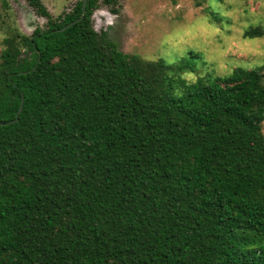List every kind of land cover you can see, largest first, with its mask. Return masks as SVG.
<instances>
[{
  "label": "trees",
  "instance_id": "trees-1",
  "mask_svg": "<svg viewBox=\"0 0 264 264\" xmlns=\"http://www.w3.org/2000/svg\"><path fill=\"white\" fill-rule=\"evenodd\" d=\"M83 1L27 0L48 25L2 40L0 264H264V67L188 84L98 33L99 0L60 32Z\"/></svg>",
  "mask_w": 264,
  "mask_h": 264
},
{
  "label": "rangeland",
  "instance_id": "rangeland-1",
  "mask_svg": "<svg viewBox=\"0 0 264 264\" xmlns=\"http://www.w3.org/2000/svg\"><path fill=\"white\" fill-rule=\"evenodd\" d=\"M77 0H42L53 18L70 12ZM93 14V26L107 32L119 50L145 60L188 57L197 67L184 74L188 84L207 76L230 75L233 69L264 67V36L245 38L250 27L264 30V0H221L214 8L206 0H119ZM113 9L118 10L114 12ZM225 19L218 23L212 12ZM49 18L27 0H0V53L7 26L27 36L46 28ZM200 56H186L190 51ZM176 95L186 90L176 89ZM264 133V123H263Z\"/></svg>",
  "mask_w": 264,
  "mask_h": 264
},
{
  "label": "water",
  "instance_id": "water-1",
  "mask_svg": "<svg viewBox=\"0 0 264 264\" xmlns=\"http://www.w3.org/2000/svg\"><path fill=\"white\" fill-rule=\"evenodd\" d=\"M87 5H88V0H84V1H83V4H82V15H81V17H80L78 20H76V21L70 23L69 25L65 26L64 28L60 29L59 31H60V32H63V31H65V30H67L68 28H70V27H71L72 25H74L75 23H79L82 19H84V17H85V13H86ZM22 109H23V102H22V104H21V106H20V109H19V111H18V114H17V118H16V120H15V121H12V122H9V123H13V122L18 121V116H19L20 113L22 112ZM1 125H4V124H1Z\"/></svg>",
  "mask_w": 264,
  "mask_h": 264
}]
</instances>
